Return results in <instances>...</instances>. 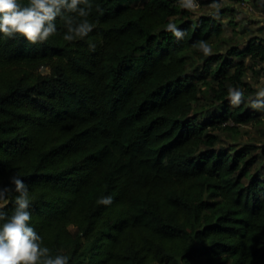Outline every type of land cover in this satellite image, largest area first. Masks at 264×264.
<instances>
[{"label": "trees", "instance_id": "obj_1", "mask_svg": "<svg viewBox=\"0 0 264 264\" xmlns=\"http://www.w3.org/2000/svg\"><path fill=\"white\" fill-rule=\"evenodd\" d=\"M239 1L264 13V0ZM90 2L84 40L64 41L59 19L44 44L0 34V183L19 173L32 226L68 264H264V150L220 146L219 134L264 117L244 62L264 63V36L205 57L198 74L188 54L226 34L218 14ZM229 87L244 93L238 108ZM14 195L0 201L9 214Z\"/></svg>", "mask_w": 264, "mask_h": 264}, {"label": "clouds", "instance_id": "obj_2", "mask_svg": "<svg viewBox=\"0 0 264 264\" xmlns=\"http://www.w3.org/2000/svg\"><path fill=\"white\" fill-rule=\"evenodd\" d=\"M219 9L213 0L210 5ZM93 5L90 0H0V34L4 40L18 36L30 44H44L58 34L57 20L62 24V39L66 42L84 40L94 30L95 25L88 19ZM179 7L193 11L198 5L195 0H179ZM165 30L176 39H183L185 32L174 23H168ZM89 49L94 51L95 44L89 42ZM205 57L213 54L212 48L205 41L194 45ZM244 93L240 88H228L230 106L238 108L244 103ZM255 97H264V91H257ZM252 108L261 109L264 105L254 99ZM14 195V207L11 213L0 205V264H68L69 257L63 254L53 255L51 249L43 245V237L32 226L30 207L32 196L19 173L9 177V184L0 183V201ZM98 204L110 205L112 198L102 197Z\"/></svg>", "mask_w": 264, "mask_h": 264}, {"label": "rangeland", "instance_id": "obj_3", "mask_svg": "<svg viewBox=\"0 0 264 264\" xmlns=\"http://www.w3.org/2000/svg\"><path fill=\"white\" fill-rule=\"evenodd\" d=\"M209 0H195L198 5L193 11L195 16L201 14H218L227 27L226 34L220 40H214L209 44L213 50V54L222 53L226 57L230 46L236 48H243L246 43L257 37L264 36V13H260L255 10V7L250 3H242L239 0H219L222 5L219 9L212 8L210 5L213 3H207ZM248 2V0H246ZM218 4V3H217ZM234 9L233 17L230 16V12L225 14L222 10ZM173 22V19L171 20ZM228 21H235V26L227 25ZM190 70L195 73H200L204 69V54L196 48L189 52ZM237 62L241 61L235 57ZM247 67L246 82L249 84L250 89L257 91H264V63H258L251 61L249 58L244 60ZM214 67V66H213ZM44 74H49L48 68H43ZM212 78H207L211 80ZM211 82V81H210ZM252 97V94H249ZM226 124H224L225 126ZM220 134V146L242 148L247 146L252 149L250 156H256L258 153L264 150V117L261 123H251L248 125H242L236 128V131L221 130ZM250 146V147H249ZM75 231V228H71Z\"/></svg>", "mask_w": 264, "mask_h": 264}]
</instances>
